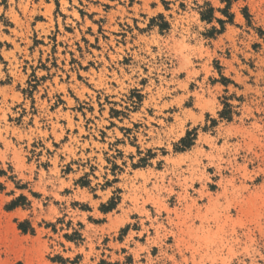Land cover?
Wrapping results in <instances>:
<instances>
[{
    "label": "rangeland",
    "instance_id": "1",
    "mask_svg": "<svg viewBox=\"0 0 264 264\" xmlns=\"http://www.w3.org/2000/svg\"><path fill=\"white\" fill-rule=\"evenodd\" d=\"M0 264H264V0H0Z\"/></svg>",
    "mask_w": 264,
    "mask_h": 264
},
{
    "label": "trees",
    "instance_id": "2",
    "mask_svg": "<svg viewBox=\"0 0 264 264\" xmlns=\"http://www.w3.org/2000/svg\"><path fill=\"white\" fill-rule=\"evenodd\" d=\"M212 13H213V10H210L208 12V14H209L208 17H204V15H203V19L211 21L212 20ZM228 114H229V112L228 113H223V114H221V117L229 119L228 118ZM189 137H190V135H188V137L186 139L182 140V144H183L184 148H189V147L192 146V141L189 139ZM15 206H16V204H13V206L11 208L13 209V207H15Z\"/></svg>",
    "mask_w": 264,
    "mask_h": 264
}]
</instances>
